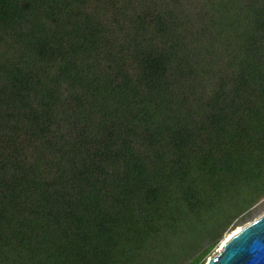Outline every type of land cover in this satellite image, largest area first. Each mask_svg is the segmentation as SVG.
Instances as JSON below:
<instances>
[{
  "label": "trees",
  "instance_id": "obj_1",
  "mask_svg": "<svg viewBox=\"0 0 264 264\" xmlns=\"http://www.w3.org/2000/svg\"><path fill=\"white\" fill-rule=\"evenodd\" d=\"M264 206V0H0V264H204Z\"/></svg>",
  "mask_w": 264,
  "mask_h": 264
},
{
  "label": "water",
  "instance_id": "obj_2",
  "mask_svg": "<svg viewBox=\"0 0 264 264\" xmlns=\"http://www.w3.org/2000/svg\"><path fill=\"white\" fill-rule=\"evenodd\" d=\"M207 264H264V214L226 240Z\"/></svg>",
  "mask_w": 264,
  "mask_h": 264
},
{
  "label": "rangeland",
  "instance_id": "obj_3",
  "mask_svg": "<svg viewBox=\"0 0 264 264\" xmlns=\"http://www.w3.org/2000/svg\"><path fill=\"white\" fill-rule=\"evenodd\" d=\"M264 214V206L260 207L257 211H255L251 218L248 219L245 223L241 224L238 228H236V230L241 229L243 227H245L247 224L251 223L252 221H254L255 219L259 218L260 216H262ZM236 230L230 232L228 235H226L223 238V241H225L227 238L230 237V235H232ZM223 243V242H222ZM222 243L220 245H218L210 254V257L216 255L218 253V251L221 249ZM208 260V259H207ZM207 264V261L204 263Z\"/></svg>",
  "mask_w": 264,
  "mask_h": 264
},
{
  "label": "bare ground",
  "instance_id": "obj_4",
  "mask_svg": "<svg viewBox=\"0 0 264 264\" xmlns=\"http://www.w3.org/2000/svg\"><path fill=\"white\" fill-rule=\"evenodd\" d=\"M239 230H240V229L236 230L232 235L236 234ZM232 235H230V237H231ZM230 237H229V238H230ZM229 238H227L226 240H228ZM226 240H225V241H226ZM225 241H223V243H224ZM223 243H222V244H223Z\"/></svg>",
  "mask_w": 264,
  "mask_h": 264
}]
</instances>
